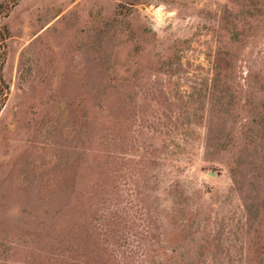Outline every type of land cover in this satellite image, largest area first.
I'll return each mask as SVG.
<instances>
[{"label": "rangeland", "instance_id": "rangeland-1", "mask_svg": "<svg viewBox=\"0 0 264 264\" xmlns=\"http://www.w3.org/2000/svg\"><path fill=\"white\" fill-rule=\"evenodd\" d=\"M0 264H264V0H0Z\"/></svg>", "mask_w": 264, "mask_h": 264}]
</instances>
